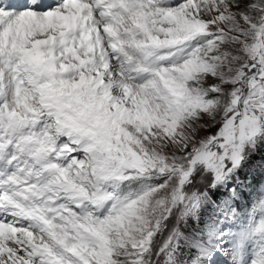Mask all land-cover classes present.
<instances>
[{"label":"snow or ice","instance_id":"1","mask_svg":"<svg viewBox=\"0 0 264 264\" xmlns=\"http://www.w3.org/2000/svg\"><path fill=\"white\" fill-rule=\"evenodd\" d=\"M0 264H264V0H0Z\"/></svg>","mask_w":264,"mask_h":264},{"label":"rangeland","instance_id":"2","mask_svg":"<svg viewBox=\"0 0 264 264\" xmlns=\"http://www.w3.org/2000/svg\"><path fill=\"white\" fill-rule=\"evenodd\" d=\"M260 163H261V158H260V156H257L254 159V166L256 167L257 172H259V165H260ZM257 179H260L259 175L257 176Z\"/></svg>","mask_w":264,"mask_h":264}]
</instances>
